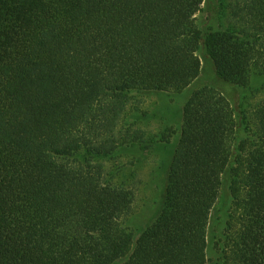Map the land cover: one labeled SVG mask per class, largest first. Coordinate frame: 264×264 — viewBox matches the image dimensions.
Masks as SVG:
<instances>
[{
  "label": "trees",
  "instance_id": "trees-1",
  "mask_svg": "<svg viewBox=\"0 0 264 264\" xmlns=\"http://www.w3.org/2000/svg\"><path fill=\"white\" fill-rule=\"evenodd\" d=\"M210 1L0 0V264H209L225 179L219 264H264V98L192 94L161 210L138 233L124 166L105 167L138 143L122 125L134 100L190 88L200 52L221 84L251 94L260 79L264 97V0L207 30Z\"/></svg>",
  "mask_w": 264,
  "mask_h": 264
},
{
  "label": "rangeland",
  "instance_id": "rangeland-1",
  "mask_svg": "<svg viewBox=\"0 0 264 264\" xmlns=\"http://www.w3.org/2000/svg\"><path fill=\"white\" fill-rule=\"evenodd\" d=\"M244 0H211L204 12L198 15V24L203 29H227L234 23L233 16ZM224 16V18H223ZM223 18L220 23L218 20ZM203 72L200 78L181 94L147 93L134 100L132 112L123 121V126L131 125L136 132L138 143L124 146L119 155L105 163L106 168L113 164L124 166V172L116 176L118 183L129 181L135 193L134 215L125 222L126 228L138 233L151 224L158 216L167 184L169 169L179 143L183 126L184 108L193 93L202 88H215L223 91L234 107L244 104L254 109L262 103V93L256 92L260 79L253 82V93L224 86L217 78L214 66L208 57L200 52ZM246 97V99H245ZM245 99V100H244ZM248 108V109H249ZM243 131L240 137H243ZM231 197L229 182L224 180L221 197L215 207L209 229V264H219L222 256L217 244L223 238L227 223Z\"/></svg>",
  "mask_w": 264,
  "mask_h": 264
}]
</instances>
